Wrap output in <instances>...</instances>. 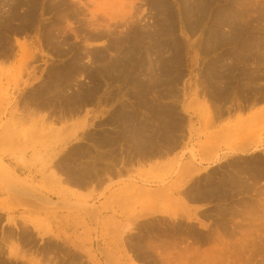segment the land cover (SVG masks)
I'll use <instances>...</instances> for the list:
<instances>
[{
	"label": "rangeland",
	"instance_id": "rangeland-1",
	"mask_svg": "<svg viewBox=\"0 0 264 264\" xmlns=\"http://www.w3.org/2000/svg\"><path fill=\"white\" fill-rule=\"evenodd\" d=\"M10 1L11 0H0V2L3 3V5L0 6V10H7L8 8L6 7L9 6L8 3H10ZM58 1L60 3L63 2V4L58 3ZM152 1L156 3L155 7L157 9L159 8L160 14H158V16L153 10L154 5L152 4ZM207 1L211 3H208ZM207 1H205L206 5L201 10V12H203L201 13L203 14V16L200 14V17L196 19L197 22H194L196 24L195 25L193 23L194 20H191L188 15L182 22L178 21V8L182 7V11L186 10V6L183 3L184 1L182 0H53L52 3L51 0H34L33 4H35L36 8L34 15L35 25L29 28L28 31L26 30L22 32V30L20 32H17V34L16 32H11L13 31V29L10 30L8 37L11 45L13 46V56L7 59L0 57V134H2L4 131H7V128H10L11 130H15V133L18 134V137L24 138L23 135L25 133L27 136L29 134L28 132H35L38 128H41L42 132H44L45 135L48 133V129L54 131V128H63L65 123L59 122H53L52 124H49V126L47 124V126L43 127L40 125V127L38 125L39 123H37L40 120H38L37 122L31 121L29 123L23 124L22 126L17 125L16 128H13V126L9 124L13 123V121L11 120L13 115H18L21 112V107H23L22 100H19V98L23 96V94L27 95L28 92H33L39 87L40 83L43 82H41L40 75L41 73L43 75L48 68H51L53 65H61L60 67H62V64L64 62L67 61L66 63L69 64V61L75 57H81L82 60H84L83 63L90 65L91 62H89L86 55L87 53L91 54L95 51L103 53L106 57L112 56L114 58L113 55H115V53L112 54L114 50L110 49L112 48V46H126L127 36L129 34L131 35V33L135 31L142 34L143 32L144 34L149 33L147 35H150L151 32L155 34L162 23V25H167V16L171 17L172 14V16L174 17V38L167 35V37L164 36V38L162 39H164L165 41L167 39V44L173 43V39L177 41V48L174 46V44L172 48L176 49L177 51L180 50L182 54L178 52L177 55L181 58L180 59L179 57H177L179 60H176L179 62V65L177 64V62L175 63L176 65L171 64L172 61L169 60L171 59L169 58L171 52L165 54L164 60L167 59L166 64L171 62L168 65L171 64V66H174L175 69H178V71L180 68L181 71L179 72L181 76L179 75L178 71H176V73L171 72L172 75H175L177 73L178 75H170L169 77L171 78L169 83H166L168 85L167 86L164 85L165 83L162 84V81L160 80L162 79L161 73L159 74V70H155L154 77H156V84L154 85L153 83V90L149 89L150 95L148 94L149 98L152 97V99H148V97L146 98L148 99L147 101L150 106H155H152L155 113V115L154 113L152 114V120L153 124H157L156 127L158 129L159 127H161V115L156 112H158V106L160 105L161 107L163 105L164 107V104L166 109H164L163 107L161 108H163L164 112H167L166 114L172 116V119H170L171 117H169V120L171 121L170 123L178 124V126L181 124L182 125L180 128L177 125H175L173 129L171 127L169 129L170 131L168 130V128H166L167 130L165 131L167 132L168 137L170 135H175V138L177 137L176 141H179L177 142L175 147L170 144L169 148H171V154L168 153V151L167 156H164L163 160H155V164H157V167H165L168 165L177 166V162L178 160H180V157H182L183 162V158H187L189 152H193L200 160L201 157H199V155L206 151H208L211 155L208 160L202 162V166L204 168H207L208 170L210 167H213L225 161V163H229V165H231L232 162L234 163L236 161H248L251 160V158L255 155H259V158H262V160L264 161V152L262 150L264 149V113H261L264 109V103L253 108L242 109L243 106H241V104H243V100L241 98L246 94V91H244L245 87H237L236 85H234V87H229V91L231 90V92H229L230 98L225 101V105H219L223 109V111L225 109L227 110L228 108L229 115L224 114L220 116L219 114H217L216 107L215 105H213L212 100L209 96V86L204 82L206 78L204 77L206 76L204 70H206L208 65H210L208 68H210L212 65L214 66L215 64L213 63H216V59L217 61H227L226 55H231V53L234 52L232 40L229 41L230 43L228 42L227 44H225V47H213L215 49L208 50L207 43L209 27L210 25H212V23L215 22V14H217V12L222 9L225 11L229 10L230 8H240L246 5L250 7L252 5V9L249 13L252 17L248 19L249 16H244L245 19L242 18L241 20V23L244 22V24L247 23L246 21L250 20L248 29L245 27L247 30L243 33V36H236L237 38H239V43L242 44V42H244L246 37L248 36L249 31H252V29L253 31L260 29L262 31L261 36L263 34L264 19L261 20V17L264 18V0ZM20 2H22V5L20 6L22 9L27 8L29 5V2L27 0H20ZM46 2L48 3V5ZM247 2H249L250 5L249 3L247 4ZM238 3L239 5L241 3L242 4L238 6ZM54 4L56 5V7H54ZM163 5L164 7L162 8ZM166 9L167 11H165ZM19 10L20 12H22L21 9ZM63 13L64 15H62ZM62 17L65 18V20H63ZM255 18H260V20H256ZM157 21H160L159 23H162L159 24ZM190 23L194 24L195 26L193 27V25ZM56 24H58V26L60 27L59 31L61 27L63 29V31H60L64 32V34H61L62 37L66 36V39L59 44V46H61L62 48L56 45L57 43H52L50 47L48 45L49 43L45 39V33H47V31L54 30L53 32H56ZM76 30L78 31V33ZM224 30L225 34H227L228 31L226 29ZM262 37L264 38V36ZM146 43L147 42H145V45L142 48L143 50H145L146 48ZM20 44H25V47L27 48V54H34L35 56V59L33 58V60H25V65L23 67H21L19 63L20 57L18 55L16 56V51ZM56 47L60 51H65V54H67H63L61 55V57L58 56ZM77 49L79 50V52ZM110 52L112 55L110 54ZM81 53H83V55ZM150 54L151 58L154 59V53L152 54V52H150ZM155 60V66L161 64L157 60V62H155ZM90 66H93V64ZM105 75L106 74L99 76L97 82L100 85L101 96L107 98L108 101L106 103H102L101 106L92 105L87 109L85 108L88 111L87 114L89 115L83 116L82 114L81 116H79L80 118L75 117L67 121V125H69L71 123H77L78 121L86 118V121L84 120V123L86 122V127L81 130H79L80 128L75 129L76 133L73 138H67L66 141L65 139L60 140V142L57 143L54 141L53 136H49L48 145L46 147L41 146L40 144L37 145L33 141L30 144V147L29 145L21 146V144L17 142V146L6 145L2 149L0 148V159L3 161V163L8 165L12 170L15 171L16 167H14V165L23 166L18 172L19 177L22 179H26L24 177H28L29 174H27V170H32L34 173H36V177L35 179H33L34 187H36L38 191L43 190V194L46 195L54 205L58 206L57 209L50 211V213H48V216H45L43 213L39 214L30 211L27 208H14L13 203H11L12 200H8L10 199L9 197L11 196V191L14 189H12L10 182L6 180V177L0 175V245L3 247V249H5V254L3 253L4 257L2 259L5 261H15V258L13 256L8 255L9 250H6V247L4 248L3 245L4 237L11 234L14 240L18 239L17 244L23 250L25 260L22 262L24 264H34V262L40 261H44V264H172L174 262L173 260L171 261V263H164V258L162 256H159V254L155 256L151 255L153 257H149L150 259L147 256H139L141 258L135 256L140 255L138 246L140 244L144 245L146 244L145 242H147L144 235L146 236V230L149 226H153L155 230H161L164 228V225H161V223H165V225L169 227L172 225H176L175 222H178L177 225L179 224L182 228L177 236H179L180 233L182 234L183 232L184 235L182 234L181 238H183L184 236L185 241H183L182 245L179 243V245H177V248H181L184 245L188 246L189 248L192 245L191 248L198 249V255L195 254V258H197V261L194 260L195 258L190 256L188 257V259L193 258L192 260L195 263H193L192 260H187L186 262H184V264H260L261 262V264H264V194L256 197L255 194L258 193L259 190H255V192L247 190H240L242 191L240 192L239 190H236L235 192L237 193L233 192V194L232 192H230L227 196L221 198H212L200 203H188L191 208V211L189 213L192 215L191 219L182 218L185 219V221L180 219V223L178 220L174 221L169 218V216L173 215L171 214L170 210L169 212L166 210L167 212H164V214L155 213L154 216L150 215L148 218H140L138 222L141 223L140 225H142L139 228L140 232L142 233L136 234L135 231L134 233L125 232V235H123V240L120 241L119 232H121V229L118 227V222L122 220L120 219V214L125 213L128 214V216L126 217L132 218V216L138 214L139 208H137L136 210L132 206L129 208L119 209L116 208V205L113 204V206L110 207L109 203L107 202H111V197L123 198V196L127 195H138L137 192L139 190L136 188H128L125 190L124 188L128 186L125 185L126 183L131 182L141 185L145 182L149 185L150 188L156 189L159 188L162 184L172 182L174 180L172 178H174L176 171H174V173L170 171L161 172V170L158 169L151 172L150 170L152 169L154 164H148V166L143 164L142 166L135 165L132 172L125 174L124 177L128 180L124 177H122L123 179L112 178L111 181L106 184V187L108 186L107 188L104 185L101 188L88 187V189H79L72 187L71 185L68 186V184H65V181H61L60 185H57L51 180V183L47 182L46 185H41L44 175L40 176L41 172H39V170L37 169L40 164V162L38 161L39 156L42 155L41 157H45L48 153H55L53 154L52 158L46 159V161H48L46 164L47 166H49L53 161L60 160L59 157H62L63 155L62 150L65 151V148L67 147L72 148L73 145H78V143L82 142L80 143L81 147L87 148V144L90 143L89 145H91V142L84 139L83 133H94L93 135L96 136L95 134H99V132L111 129V127L113 128L114 123H112V121L115 122L116 119L114 118L116 117L111 118L112 120L109 117L112 112L113 114H117L120 112L121 103L123 104V106H125L124 103L126 104L125 109H127L128 111L130 110L132 114H135V119L137 118L138 121L140 118V121H142L143 119H147V117L145 116L147 115V109L143 104L144 99L138 95L137 85H130V82L132 81L129 79L132 78V75L128 76L129 78L126 77L127 72H122V74H119V76H117L118 74H107L109 76L106 75L107 77H105ZM158 76L160 79L158 78ZM33 77H36L35 79L39 77V79L33 80ZM43 77L45 79V75ZM173 77L177 78V80L172 81ZM125 78L127 81H124ZM157 78L159 79L160 84L157 82ZM82 80V83L86 81V83L84 82L85 85H89L88 80ZM127 82L129 84H127ZM172 82H174V84ZM157 84L159 89L162 86L160 90L157 89ZM163 85L165 86V88L163 87ZM34 86H37L35 87L36 89H34ZM136 91L137 94L134 93ZM154 92L157 94H155ZM162 93H165L166 95L168 93V97L165 96V94L161 95ZM161 96L165 97L163 98ZM149 100H152L156 104L152 103V101L150 103ZM174 109L177 110L172 111ZM144 113L146 114L144 115ZM157 114L159 115L158 117ZM254 114L257 115L254 116ZM154 117L158 118V120ZM173 117H176L175 120L173 119ZM177 117L181 120H179ZM108 118L109 120H107ZM172 120H174V123H172ZM178 120L180 123L178 122ZM161 122L163 121L161 120ZM59 135L63 136L64 134ZM251 136H254V139ZM242 138L243 140L244 138H250L251 140H254V142H256L254 144V142L251 141L252 143L250 150L245 155H242L240 153L238 154L233 151L235 145L238 144ZM165 140H163L162 142H164ZM162 142H156L155 140V143L161 144ZM62 145L65 147L63 148ZM90 148L92 149L93 147L91 146ZM169 148L168 150H170ZM39 150L42 152H40ZM234 153L237 155L235 156ZM237 156L239 157L238 159ZM36 158L38 162H32L33 167L28 168L30 161ZM228 158L230 160L227 161ZM46 164L44 163L43 165L45 166ZM263 182L264 181H261L259 186H257L259 187V189L263 188ZM61 188L71 190L72 193H67V195H61L57 193V190ZM113 192L116 194H114ZM232 194L234 196H232ZM162 201L164 202V199ZM256 202L258 203V205ZM243 203L245 206H243ZM247 203H250V208L252 207V205H255V208L253 207L252 210L248 211V209H246ZM159 204L162 203L160 202ZM86 205L91 209L93 208L92 211H94L95 213H92V217L88 215V210H85L84 212L81 209V207L83 206L84 208H86ZM107 205L109 208L107 207ZM165 207L167 208V206ZM225 212L228 214V216L227 214H225ZM233 212H235L236 216L235 214L233 215ZM111 214H113L112 216L114 217H111ZM250 214H252L253 216ZM82 215L85 219L83 220V222L80 219L82 218ZM219 215L221 216V218ZM162 218H166L165 221L162 220ZM28 219L30 222L26 221ZM81 223H84V225H82ZM24 224L26 225L24 226ZM42 226H47L45 228L46 231L43 230ZM220 228H222L223 230H220ZM186 230L189 231L187 232ZM176 234L174 235V238H177L180 242L181 238L177 237ZM186 234L187 236H189V238L190 236H193L192 239H194V236L197 239V236L199 235L198 237H200L201 240H199L198 242L195 241V243L193 242L195 239H188ZM129 235L134 236V239L132 238L131 240L132 244L128 240L130 238ZM21 237L22 240L24 239L23 242L21 240ZM202 241L204 243H202ZM217 242L219 244H217ZM129 243L133 246L132 249H130V246L128 245ZM254 243L256 244L255 246L253 245ZM134 246L137 248H135ZM9 247H11L10 243ZM137 250L139 251L138 253ZM41 258L44 260H42Z\"/></svg>",
	"mask_w": 264,
	"mask_h": 264
},
{
	"label": "bare ground",
	"instance_id": "bare-ground-1",
	"mask_svg": "<svg viewBox=\"0 0 264 264\" xmlns=\"http://www.w3.org/2000/svg\"><path fill=\"white\" fill-rule=\"evenodd\" d=\"M2 1H4V0H2ZM27 1L29 2V5L25 9H22L20 7L22 5L21 4L22 2H20V0H11L10 3H8L9 6L7 5L8 7H6V8H8L7 10H4V11H2V9L0 10V57L1 58L7 59V58H11L13 56V46L11 45V42H10L9 37H8L10 30L13 29V31H11V32H14V33L16 32V34H17V32H20L22 30H23L22 32H24L26 30L28 31L29 28H31L35 25V23H34L35 16L34 15H35L36 8H35V4H33L34 0H27ZM52 1L53 0H51V3H52ZM182 1H184L183 3L186 6V10L182 11L181 10L182 7L178 8V10H177L178 21L182 22L186 18V16L188 15V17L191 20L192 19L194 20L193 21V23H194L196 21V19L198 17H200V14L203 13V12H201V10L206 5L205 1H207V0H182ZM242 2H244V1H242ZM58 3H60V2L58 1ZM208 3H211V2H208ZM248 3L249 2H247V4ZM60 4H63V2ZM152 4L154 5V9H153V7H152V9L155 11V14L158 16V14H160L159 8L157 9L155 7L156 3L154 1H152ZM1 5H3V3L0 2V6ZM47 5H48V3H47ZM181 5H179V6H181ZM236 5H237V2H236ZM240 5L238 3V6H240ZM245 5H246V3H245ZM249 5H250V3H249ZM36 6H37V4H36ZM251 6L248 7L246 5V6L240 7V8H237V7L236 8H230L229 10H225V11L222 9L223 12H222V10H220L219 12H217V14H215V19H214L215 22L212 23V25H210L209 33L207 32L208 33V43H207L208 50L209 49L213 50V49L219 48V47H221V48L225 47V44H227L230 40H232V45L234 47L233 48L234 52H232L231 55L226 53L229 55V56L226 55L227 61H223V60L217 61V59H216V63H213L215 65L214 66L212 65L213 67L211 66L212 68L211 67L208 68L210 66V65H208L206 70H204L206 73L205 74L206 76H204V77H206L204 82L209 86V89H210L209 90V93H210L209 96L212 100L213 105H215V107H216L217 114H219L220 116H222L224 114H228V112H229L228 108H227V110L225 109L226 111L225 110L223 111V109L219 105H223V104L225 105V101H227V99L230 98L229 92H231V90L229 91V87L230 88L234 87V85H236L237 87L238 86L245 87L244 91H246V94L244 96H242V98H241L243 100V102L241 101L243 103V104H241V106H243L242 109L253 108L257 105H261L264 103V70H263L264 69V38L262 37V36H264V32L261 36L262 31L260 29L253 31L252 28H249V29H252V31H249L248 36L246 37L245 41L242 42V44L239 43L240 42V41H238L239 38L236 37L237 35L243 36V33L248 29V25H249L250 20L246 21L247 23H245V24H244V22L241 23V20H242V18H244V16H249L248 19H250V17H252L249 14L251 9H252ZM54 7H56V5ZM163 7H164V5L162 6V8ZM19 9H21L22 12H20ZM169 9H171V8H169ZM162 11H164V10H162ZM165 11H167V9ZM204 11H205V8H204ZM62 15H64V13ZM201 15L203 16V14H201ZM173 18L174 17L172 16V14H171V17L167 16V20H166L168 22L167 25H162L163 24L162 22H161L162 23L161 24V23H159L160 21L159 22L157 21L161 25L159 26V28L157 29V32L155 34H153V32H151L150 35H147L149 33L144 34V32H143V34H142V33H139L137 31L131 33V35L129 34L127 36L126 46L124 45V46L120 47V46L116 45L118 47L112 46V48H110L111 50L112 49L114 50L112 53V54L115 53V55H113L114 58L112 56L106 57L103 53H100L99 51H97V52L95 51V52H92L91 54L87 53V55H86L89 62H91L90 65L93 64V66H90L89 64L87 65L86 63H83L84 60H82L81 57H75L69 61V64H67L66 63L67 61H66L62 64V67H60L61 66L60 64H59L60 66H54L53 65L51 68H48L43 75L41 73L40 79H41V82L42 81L43 82L40 83L39 87L36 89L35 87H37V86H34V89H36L35 91L32 90L33 92H30V93L28 92V94L26 93L27 95L23 94V96H21V97L19 96L20 97L19 100L20 99L22 100L23 107H21V112L18 115H13V117L11 119L13 121V123L9 124V125L13 126V128H16L17 125L22 126L23 124L29 123L31 121L37 122L38 120H40L39 122H37V123H39L38 124L39 126L41 125L43 127V126H47V124L49 126V124H52L53 122H57V123L59 122V123H65L63 128H54V131L48 129V133L46 135L44 134V132H42L41 128H38L35 132H28L29 134L27 136L25 133L23 135L24 138L18 137V134L15 133V130H13V129L11 130L10 128H7L6 129L7 131H4L2 134H0V148L1 149L3 147H5L6 145H10V146L16 145L17 146L18 145L17 142H19L21 144V146L29 145V147H30V144L33 141L37 145L40 144L41 146L46 147L48 145V140H49L48 137L49 136H53L54 141L57 143L60 142V140L65 139V141H66L67 138H73L75 136V133H76L75 129L80 128L79 130H81V129L86 127L85 126L86 122L84 123V120L86 118L82 119L81 121H78L77 123H73V124L71 123L69 125H67V121L71 120L75 117H79L82 114H83V116L89 115V114H87L88 111L86 110L89 106H92V105L101 106L102 103H106L108 101L107 98L101 96L100 85L97 82L98 77L102 76L104 74H106V75L107 74H116V75L118 74L117 76H119V74H122V72H124V73L127 72V75H126L127 78H129L128 76L132 75L133 79L132 78L129 79L132 81V82H130L131 83L130 85L131 86H132V84L134 86L137 85L138 95L144 99L143 104L146 106V109H147V112H146L147 115H145L146 113H144V115L147 117L146 120H144L142 118L143 119L142 120L143 122H142V121H140L141 120L140 117H139L140 118L139 121L137 120V118L135 119V116H134L135 114H132V112L130 110L128 111L127 109H125V106H126L125 103H124L125 106H123V104L121 103L120 112L117 114H113V112H112V114L110 113L111 114L110 117L108 116L110 119L113 117H116V118H114V119H116V121L115 120H114L115 122L112 121V123H114L113 128L111 127V129L103 131L104 133L99 132V134H95L96 136L93 135L94 133H92V134H90L88 132L83 133L84 139L90 141L91 145H89L90 143L88 142L89 143V144H87L88 147L84 148V147H81L80 143H82V142H80V143H78V145H73L72 148L67 147V148H65L66 149L65 151L62 150L63 155H62V157L60 156L61 158L59 157L60 160L53 161L52 164L49 166H47V164H46L48 162V161H46V159L52 158L53 154H55V153H53V152L48 153L45 157H41L42 155L39 156L38 161L40 162V164H39V167L37 168L39 170V172H41L40 176L44 175V178H43V181L41 182V185H43V184L46 185L47 182L51 183L50 180L57 185H60L61 181H65V184H68V186L71 185L72 187L79 188V189L80 188L88 189V187H91V188H93V187L99 188L100 187L101 188L104 185L106 187V184H108V182L111 181L112 178H122L125 176V174L132 172L133 167L135 165L136 166L137 165L142 166L143 164H145L148 166V164H151V165L154 164L152 169L150 170L151 172L158 170V169H160L161 172L170 171V172L174 173V171H176L174 178H172L174 180L170 183L168 182L166 184H162L159 188H156V189L150 188L149 185L145 182L141 185H138L137 183H131L130 182V183L125 184L128 186H126L124 189L126 190L128 188H136L139 190L137 192L138 195H135V196L134 195L133 196L127 195V196H123V198L122 197L121 198L120 197H118V198L117 197H111L112 198L111 202L106 201L107 203H109L110 207L113 205H116V208H119V209L129 208L132 206L136 210H137V208H139L138 214H136V215L134 214L135 216H132V218L126 217V216H128V214H125V213L120 214V217H121L120 219H122V220L118 222L119 224L117 223L118 227L121 229V232H119L120 233L119 234L120 241L123 240V235H125V232H128V233L133 232L134 233V231H135L136 234H139V233L141 234L142 232H140L139 228L142 225H140L141 223H139L138 220L140 218H146V217L148 218L150 215L154 216L155 213L156 214L157 213L164 214V212H167V211L169 212V210H170L171 214H173V215L169 216V218L174 220V221H177V220L179 221L182 218L191 219L192 215L189 214L191 211V208L188 205V203H191V202L192 203H198V202L200 203L202 201H206V200L212 199V198H221V197L227 196L228 193H230V192H232V193L235 192L236 190H239V191L240 190H245V191L247 190V191H251V192H255V190L256 191L259 190L258 193L255 194L256 197H259V195L264 194V185L262 184V186H263L262 189H259V187H257V186H259L261 181H264V161L262 160V158L261 159L259 158V155L253 156L251 158V160H248V161L245 160L243 162H238V161H236L234 163L232 162L231 165H229V163L226 164L225 163L226 161H225V162L217 164L213 167H210L209 170L202 166V162L208 160L210 155H211L208 151L203 152L201 155H199V157H201L200 160L197 158V155H195L193 152H189L187 158H183V162H182V157H180V160L177 159L178 162L180 163L179 164L176 161L177 166L168 165L165 167H157V164H155V162H154L155 160H158V159L163 160L164 156L165 157L167 156V152L169 151L168 153H170V151H171V148H169L170 144L175 147V145L179 141V140L176 141L177 137L175 138V135H173V136L170 135L168 137L167 132L165 131V130H167L166 128H168V130H169L171 127L173 129V127H175V125L178 126V124L174 123V120L176 117L175 118L173 117L174 120H172L173 121L172 123H174V124H171L169 117H171L170 119H172V116L166 114L167 112L166 111L164 112V110H163V108L166 109L165 104H164V107L161 104L162 105L161 107H163V108H161L159 105L158 106L159 107L158 112H156V113L161 115V120L163 122H161V120H160V126L163 129L161 127H159V129H158L156 127L157 124L156 125L153 124V120H152V114L154 113L153 107H155V106H153V105H152L153 107L150 106L148 104V101H147L148 99H152L151 96H150L151 98H149V95H150L149 89L153 90L152 86H154L156 84V80H155L156 77H154L155 76L154 75L155 70H157V71L159 70V74L161 73L162 79L159 78L160 75L158 76V78L162 81V84L165 83L164 85H167L169 83L170 78H171L169 76L172 75V73H174V72L176 73V71H178V69H175L174 66H171V64L176 65L175 64L176 62H177V64L179 63L178 61H176V60H179L177 57L180 58V56H177L178 52H180L182 54V52L179 49H178L179 51H177L176 49L172 48L173 44L177 48V46H176L177 41H175L173 39L172 40L173 43L167 44V42H168L167 39H166L167 42L164 39H162V38H164V36L167 37V35L172 36L174 38V34H173V30H174L173 23H174V21H173ZM62 19L65 20V18H63V17H62ZM262 19H264V18L261 17V20ZM256 20H260V18H257ZM166 21H164V22H166ZM198 22H199V20H198ZM190 24H192V23H190ZM194 24H192L193 27L196 25V24L195 25ZM56 25L58 26V24H56ZM57 26L55 28L56 32H53L54 31L53 30V31H47V33H45L46 34L45 39L49 43L48 45L50 47H51L52 43L53 44L57 43L56 45L59 46V44L66 39L65 35H63L65 37H62V35H61L62 33L64 34V32H60L61 30L63 31L62 27L59 31L60 27L58 26V28H57ZM197 26H198V24H197ZM192 29H194V28H192ZM224 29H226L228 31L227 34H225ZM136 30H138V29H136ZM112 31H114V30H112ZM65 33H66V31H65ZM73 33H75V32H73ZM77 33H78V31H77ZM47 42H45V43H47ZM145 42H147L145 47L148 48V49L145 48L146 53H145V50L142 49L143 46L145 45ZM149 43H150V46H149ZM67 44H68V42H67ZM228 45H230V44H228ZM57 47H56V49H57ZM59 47H61V46H59ZM213 47H215V48H213ZM56 52H57L58 56H60V57H61V55L65 54V51H60L59 49H57ZM78 52H79V50H78ZM86 52H85V54H86ZM111 52H110V54H111ZM150 52H152V54L154 53L153 54L154 59L151 58ZM169 52H171L170 53L171 55L169 54L170 55L169 58H171V59H169L168 57L167 58L170 61H172V63L169 62V63H171L170 65H168L169 63L166 64L167 59L164 60L165 54L169 53ZM81 54L83 55V53H81ZM17 55L20 57L19 63L21 65V67H23L25 65V60H27V59L33 60V58L35 59L34 54L33 55L29 54V53L27 54V48L25 47V44L19 45V47L16 51V56ZM37 58H36V60H37ZM155 59L161 63L160 64L161 67H160V65H156V66L154 65ZM156 60H155V62H157ZM211 64H212V62H211ZM155 67H157V68H155ZM159 67H160V69H159ZM179 71H181L180 68H179ZM44 75H45V79L43 77ZM106 75H105V77L109 76V75H107V76ZM175 75H178V73ZM175 75H172V76H175ZM179 75H180V72H179ZM35 78L36 77H33L32 79L33 80L39 79V77L37 79H35ZM174 78L175 77H173L172 78L173 80L172 79L171 80L176 81L177 78H175V80H174ZM82 79L88 80L89 85H87V84L85 85L86 81H84L85 83L84 82L82 83V81H83ZM159 79L157 80V82L160 84ZM124 81H127L126 78ZM101 83H102V80H101ZM153 83H154V85H153ZM172 83L174 84V82H172ZM127 84H129V83L127 82ZM164 85H163V87L165 88ZM156 86H157V89H159L158 84ZM161 88H162V86H161ZM168 88H170V87H168ZM132 90H134V89H132ZM134 93L137 94V91ZM165 93H162L161 95H164ZM136 94H135V96H136ZM155 94H157V93H155ZM130 95H131V93H130ZM165 96L168 97V93H167V95L165 94ZM165 96H161V97L164 98ZM146 97H148V99ZM139 99H141V98H139ZM151 101L149 100L150 103H151ZM153 101H154V99H153ZM153 101H152V103L156 104ZM158 103H159V101H158ZM239 104H240V102H239ZM230 108H232V107H230ZM171 109H172V107H171ZM176 110L177 109H174L172 111H176ZM261 113L262 114L264 113V109ZM158 114H157V117L159 116ZM154 115H155V113H154ZM256 115L257 114H254V116H256ZM258 115H261V114H258ZM109 118L107 120H109ZM154 118H156V117H154ZM156 119L158 120V118H156ZM179 120H181V119H179ZM179 120H178V122H179ZM83 125H84V127H83ZM181 125H179L178 127L180 128ZM59 134H64V135L60 136ZM167 137H168V139H167ZM251 137L254 139V136H251ZM246 138H244V140L242 138L239 141V143L235 145V147L233 149L234 152H236L238 154L240 153L242 155L243 154L245 155L247 152H249L250 147H251V143L254 142V140H251L252 138L251 139L250 138L246 139ZM155 140H156V142H158V141L162 142L163 140H165V141L162 142L161 144H159V143H155ZM247 140H248V143H247ZM244 141H246V142H244ZM255 143L256 142H254V144ZM91 146L93 147L92 149L90 148ZM172 146H170V147H172ZM64 147L65 146H63V148ZM168 148L170 150H168ZM37 150H38V148H37ZM37 150H35V151H37ZM262 150L264 152V149H262ZM40 152H42V151H40ZM40 152H39V154H40ZM236 155L237 154H235V156ZM223 157H224V155H223ZM238 158L239 157L237 156V159ZM242 159H243V156H242ZM247 159H248V157H247ZM161 160H159V161H161ZM228 160H230V159L228 158L227 161ZM38 161H37V158L32 159L30 161L28 168H32L33 163L38 162ZM44 163L46 164L45 166L43 165ZM154 166H155V168H154ZM27 171H28L27 174H29L28 177H24L26 179H22L19 177L18 173H16L15 170H12L8 165L4 164L3 161L0 159V175L5 176L6 180L10 182L12 189H14L11 191V196L9 197L10 199H8V200H12L11 203H13V207L14 208H17V207L18 208H27L30 211H33V212H36L39 214L43 213L45 216H48V213H50V211H52L54 209H57L58 206L54 205L52 203V201L46 195L43 194V190L38 191L36 189V187H34L33 179H35L36 173H34L32 170H27ZM125 179H127V178H125ZM119 188H121V187H119ZM240 192H242V191H240ZM57 193H59L61 195H67V193H72V191L67 190L65 188L64 189L61 188V189L57 190ZM235 193H237V192H235ZM114 194H116V193H114ZM233 194H232V196H234ZM175 195H176V197H175ZM256 197H254V198H256ZM111 198H109V199H111ZM159 199L160 200L164 199V202L162 200L160 201ZM160 202L162 204H159ZM250 203L246 204L247 205L246 209H248V211L252 210L253 207L255 206V205H252V207L250 208V206H251ZM161 205H163V206H161ZM164 205L167 206V208ZM257 205H258V203H257ZM243 206H245L244 203H243ZM107 207H108V205H107ZM51 208H53V209H51ZM60 208H63V207H60ZM108 208H107V210H108ZM81 209L84 212H85V210H88V215H90V217H92V213H95L94 211H92L93 208L91 209L88 206L86 208H84V206H83V207H81ZM256 210H257V206H256ZM235 212H233V215L235 214ZM225 214H227V213L225 212ZM96 215H97V213H96ZM112 215L113 214H111V217H114ZM250 215H252V214H250ZM227 216H228V214H227ZM235 216H236V214H235ZM241 217H243V216H241ZM220 218H221V216H220ZM80 219L82 222H83V220H85L83 215H82V218H80ZM109 219H110V217H109ZM165 219L166 218H162V220H164V221H165ZM182 220L185 221V219H182ZM26 221L30 222L29 219ZM112 223H114V222H112ZM175 223H176V225H174V226L172 225L169 227L167 225H165V223H161V225H164L163 229L160 228L161 230H159V229L155 230L153 226H149L148 229L146 230V232H147L146 236L144 235L147 242H145L146 244H144V245L140 244L138 246V249L140 251V253H139L140 255H137L135 257L141 258L142 256L143 257L147 256L148 258L149 257L151 258V257L159 254V256H162L164 258V263H171V261L173 260L174 261L173 263H178V264H180V263L184 264V262H186L187 260H192L193 258H195V254H197L198 249L191 248L192 245L189 248H188V246H185V245H184L185 247L180 246L181 248H177V245H179V243L182 245L183 241H185V239H184V236H183V238H181L182 234L184 235L183 232H182V234L180 233V235L177 236L182 227L179 224L177 225L178 222H175ZM179 223H180V221H179ZM81 224L84 225V223H81ZM25 225L26 224H24V226ZM46 227L47 226H42L44 231H46L45 230ZM221 229L222 228H220V230ZM239 229H241V228H239ZM137 230H138V232H137ZM40 231H41V229H40ZM175 234L177 237L181 238L180 242L178 241L177 238H174ZM188 235H190V234H188ZM129 236H130L129 239L127 237L126 238L131 243V240L134 236L133 235H129ZM186 236H187V234H186ZM198 236H197V239L194 236L195 240L192 239L193 236L192 237L190 236V238H189V236H187V237H188V239L194 240L193 242H195V241L198 242L199 240H201L200 237H198ZM5 237H7V238H5ZM5 237L3 240L4 241V244H3L4 248L6 247V250L7 249L9 250L8 255L13 256L15 258V261H13L14 262L13 263L12 261H8V260L5 261L2 259L4 257L3 253L5 252V249H3V247L0 245V264H19V263L24 264L22 261H24L25 258L23 255V250L17 244L18 239L14 240L13 237L11 236V234L7 235ZM21 240H22V237H21ZM23 240H22V242H23ZM19 242H20V240H19ZM9 243H10L11 247H9ZM14 243H16V244H14ZM130 243L128 245L130 246V249H132L133 246L131 245L132 243L131 244ZM202 243H204V242L202 241ZM217 244H219V243L217 242ZM261 244H262V241H261ZM253 245L255 246L256 244L254 243ZM135 248H137V247H135ZM133 251H135V250H133ZM139 251L137 250V253ZM255 251H256V249H255ZM134 254H136V253H134ZM240 254H241V252H240ZM151 255H153V256H151ZM139 256H141V257H139ZM190 256L193 258L188 259V257H190ZM241 256H242V254H241ZM155 258H157V257H155ZM238 258H240V257H238ZM196 259L197 258H195L194 260H196ZM42 260H44V259H42ZM38 261H40V260H38ZM193 263H195V262L193 261ZM34 264H44V261L43 262H41V261L40 262H34ZM190 264H192V263H190Z\"/></svg>",
	"mask_w": 264,
	"mask_h": 264
},
{
	"label": "crops",
	"instance_id": "crops-1",
	"mask_svg": "<svg viewBox=\"0 0 264 264\" xmlns=\"http://www.w3.org/2000/svg\"><path fill=\"white\" fill-rule=\"evenodd\" d=\"M14 167H16V173H18V172L21 170V168H22L23 166H20V165H14ZM17 167H18V169H17Z\"/></svg>",
	"mask_w": 264,
	"mask_h": 264
}]
</instances>
